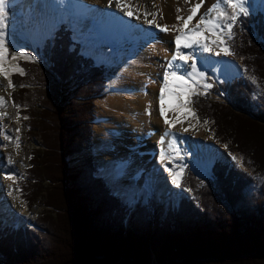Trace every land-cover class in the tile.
Instances as JSON below:
<instances>
[{"label":"trees","instance_id":"16d2710c","mask_svg":"<svg viewBox=\"0 0 264 264\" xmlns=\"http://www.w3.org/2000/svg\"><path fill=\"white\" fill-rule=\"evenodd\" d=\"M54 33L50 48L36 47L38 62L19 59L23 74L10 75L26 140L39 143L27 151L21 196L27 208H45L38 229L0 220V264H264V13L241 14L231 29L227 45L242 74L209 80L207 93L190 98L196 119L243 169L216 159L198 177L186 165L180 185L191 195L169 204L158 223L146 205L125 222L129 205L96 174L92 153L69 166V155L92 152L94 102L108 78L104 63L80 52L70 26ZM220 91L230 104L210 97Z\"/></svg>","mask_w":264,"mask_h":264},{"label":"bare ground","instance_id":"6f19581e","mask_svg":"<svg viewBox=\"0 0 264 264\" xmlns=\"http://www.w3.org/2000/svg\"><path fill=\"white\" fill-rule=\"evenodd\" d=\"M50 1L53 2L56 12L49 5L45 6L44 0H12L10 7L15 4L20 5L21 2L22 16L28 21L37 19L40 22L32 31L36 29L37 32L41 29L43 33H46L54 22L61 23L71 9L81 10L89 17H97L103 13L102 24L96 23L98 25L94 24L91 29L96 37L104 36V41L109 42L112 47L123 46L126 51L130 49L129 52L122 53L120 50L116 53L120 60V65L115 68L117 80L114 86L108 89L109 94L106 98L99 99L97 102V116L93 121L96 152L104 164L102 173L107 182L122 193L125 199L132 202L133 207L150 195L159 197L163 193V196L169 197L180 194L183 188L181 185L178 187L172 183V176L168 171L171 168L175 172H180L174 170L175 159L189 155L188 162L191 163L196 173L202 175L219 155L218 149L207 143L208 138H201L203 127L194 126L196 119L193 114H188L182 109L179 113L180 122H175L177 112L172 110L176 107L175 100H166L165 104V116L171 122V128L165 124L164 117L160 115L159 110L160 88L165 83L164 78L169 63L173 62V57L177 56L175 37L179 33L173 26L183 25V20H177V16L186 19L190 15V8L198 0H189L188 3L185 0H141L135 7L136 11L131 9L135 13L132 17L125 15V11L129 9H118L114 2L109 6V0ZM131 1L133 0H127V3L131 5ZM217 2L220 8L231 9L225 0H203L197 15L188 27H193L200 16L207 13L208 7ZM37 7L40 9L38 17H36ZM44 11H46L45 14L42 13ZM145 12L156 13L154 24L147 23V20H152L153 17L151 15L145 17ZM216 13L217 11H214L209 16L216 17ZM142 25L146 27L145 35L135 36L134 34L139 32L136 29ZM156 25L161 27H156ZM165 25L168 26L167 31L163 30ZM118 37L121 41L113 44L112 39ZM183 49H181L183 52L193 53L195 58H198L200 50ZM104 54L106 55L105 60L116 56L112 51H106ZM199 62L197 61V67L200 71L209 65L215 78L220 76V65L214 63V60L206 57L205 62ZM174 63L181 62L176 60ZM8 66L15 65L9 62ZM188 70H191L190 67ZM3 87L6 85L3 84ZM2 105H7L4 97ZM10 114L11 116H8L12 117L14 112ZM8 118H4L0 113L1 134L8 133L12 138L11 145L3 147L2 143L6 141L0 136L2 146H0V159L5 157V163L0 164V208L15 209V220L18 218L25 220V203L19 198L20 193L15 194L14 192V184L18 183V173L23 171L26 163L23 155H18L16 152L17 148L21 147L17 146L16 138H19V143L22 142L20 131H17L20 128V121L17 120V125L7 129L6 132L4 126L10 123ZM185 128L188 131H184ZM226 154L229 158L232 157V154ZM80 156L75 155V164H78ZM9 157L13 161L12 164L7 163ZM154 172L167 175V181L163 185L160 181H152L150 177ZM141 173L146 174V180H139L138 183L134 179L137 174ZM2 175L14 177V179H8V187L6 181L2 180ZM148 181L150 183L146 185ZM153 202V207L156 208L157 201Z\"/></svg>","mask_w":264,"mask_h":264},{"label":"rangeland","instance_id":"374dc122","mask_svg":"<svg viewBox=\"0 0 264 264\" xmlns=\"http://www.w3.org/2000/svg\"><path fill=\"white\" fill-rule=\"evenodd\" d=\"M44 1H45V3H44L45 6L49 5L50 8L56 12V10L53 8V2L52 1H50V0H44ZM140 1L141 0L131 1V5L134 6L132 9H135V7L137 6V4ZM10 4H12V0H10ZM20 6H21V2H20V5L16 4V5H14V7H11L10 8V17H9L10 30L12 29L13 26H16V28L14 27L15 30H11V33H12V39H13L14 55H17V59L27 58V57L19 56L18 53L25 52V48L28 47L27 45L29 43H31V45L33 44L34 47L41 48L43 41L46 38L51 39L52 34H55L54 32L57 30L56 26L58 25L57 22H54L52 25H50L51 27L48 29V31L46 33H43V31L41 29H39L37 32H36V29L34 31H32V29L35 28L37 25H39L40 22L37 19H33V21H28L27 19H25L21 14ZM245 6L248 7V13H255L257 11L264 13V0H245ZM37 9H38V11H36V13H38V15L36 17L39 16V12H40V9L38 7H37ZM44 9H46V8H44ZM220 10L225 12L227 14V17H230L232 14V9H229L227 7H221ZM134 11H136V9ZM45 12L46 11H44L42 13L45 14ZM243 15H245V14H243ZM216 16H218V12L216 13ZM227 17H219V23L222 26H226L228 23L231 22L230 19H228ZM103 21H104V14L103 13H100L99 15H97V17H89L88 15H84L81 12V10H74V9H71L70 11H68V15L63 20V22H65L64 24L71 27L73 38L76 39L77 41L81 42L82 47H81L80 52L84 53L86 56L94 57V59H96L97 61L102 62L106 65V73H107L108 80L106 83V87L102 93V96H101V98H99L100 100H103V98H106V96L109 94L108 89L113 87L115 84V81L117 80L115 68L120 65V60H119V57H117L118 54H116V53H118V51H120V50L122 51V53L129 52V50H130V49H128L126 51V49H124L123 46H119V47L113 46L112 47L109 42L104 41V39H103V38H105L104 36L96 37L94 31L91 29L94 26V24L98 23L100 25V24H102ZM98 24H96V25H98ZM239 25H241V23H239ZM109 29H110V27L108 25V30ZM144 29H146V27L143 25L141 27H138L136 29V31H139L140 33L138 32V33H135L134 35L137 37H139L140 35H145ZM106 30H107V27H106ZM23 33H26L27 37L25 35H24L23 39H20V37H17V35H22ZM93 35H95V36L93 37ZM206 35H209V34L206 33ZM222 35H223V39H224L223 48L228 49L227 53H225L221 47H217L214 44H210V46H212L214 48L213 52H205V51H203L202 48H200L198 50L196 49V51L200 50L198 52V56H197L198 62L199 61L205 62V58L208 57L210 60H212V61L214 60V63H217L220 65V68H219L220 76L216 77L217 79L215 78V75L212 74V68L209 65H207L203 68V72H205V77L201 80L200 84L198 85V87L196 89V92L201 94V95H204L209 89V88H207L205 90L203 87L204 84H210L208 79H211L215 82H219L223 79H230L231 77L233 78L237 75L242 74L243 66L241 63V58L233 57V55L230 52V48H228V45H227V40L229 39V37H231V32L229 34V31L225 27ZM146 38H148V35H146ZM212 39H214V37H212ZM46 41L48 42V39H46ZM119 41H121V38H119V37L112 39L113 44L117 43ZM32 50H34L33 46H32ZM106 51H112L116 54V56L111 57L110 60H105L106 55L104 54V52H106ZM44 52L45 51H43V53L38 54L39 58L41 56H44ZM216 53H219V55H217ZM17 59H15V60H13V59L9 60L8 59L9 61L7 60L5 63L8 66V63L12 62L16 66V65H18ZM35 61L38 62V57L36 55H35ZM190 63H191V61H189V65H190ZM200 65H201V63H200ZM19 69H21V68L19 67ZM17 72H20V71H17ZM12 73H14V72H10L8 77L4 76L3 74H0V97H4V100L7 102V105H5V106L2 105V103L0 104V113L2 114V116L4 118L9 117L8 120L10 121V123L8 125L4 126V129L6 132H7V129H10L11 127H15V125H17V123H18L17 120L20 121L19 131H20V139L22 142H20L19 145L22 148L21 147L17 148L16 152L18 155H23V159L26 160V163H25V168L23 169V171L21 173H18V183L14 184V192H15V194H16V192L20 193L19 198L21 199V201H23L22 196H21V188H22V184H23L22 178L25 174V169L28 167L27 165H28V161H29V152H27V151L29 148L37 147L39 145V143L34 141V140L27 142L26 136L24 134L25 130H24L23 124H22L24 116L19 115L17 113L19 110V107L12 105L10 102L9 95H10V90L12 87L11 88L9 87V79H10L9 77H10V74H12ZM3 84H5L6 87H3ZM210 97L212 99L214 98L216 100L226 101V97L224 94L211 93ZM98 101L99 100H96L94 102V104H95V117L97 116L96 106H97ZM186 107L192 110L191 100L187 104ZM11 112H14V115L12 117H10ZM192 112H193V110H192ZM8 115H10V116H8ZM194 117H195V114H194ZM195 119H196V117H195ZM195 121L196 122L194 123V126H196V127L202 126L203 127V130H202L203 132H202L201 138L202 139L208 138L209 140L207 143L212 145L213 148H216L219 151V155L214 159V161L216 159H224V160H229V161H236L238 163V165H241V160H240V157L238 155L235 156V153L229 152L224 143L220 144V143H218L217 140H215L212 137V132H211V129L209 128V126H210L209 123H206L204 121L199 122L197 119ZM6 135L10 136L8 133L7 134L3 133V135H2L1 131H0V136H2L4 138V140L6 141V142L2 143L3 147L4 146L9 147L11 145L10 144L11 140L6 139ZM98 139H100V138H98ZM91 143H92V148H91L92 152H90L89 150H86V153L87 154L92 153L91 155L94 156V159L100 165L99 171L96 174L97 175H103L102 168L104 167V164H103L102 160L98 158L99 156L96 152V142L94 140V124L93 123H92ZM0 146H1V142H0ZM226 153L232 154V157L229 158ZM78 155H81L80 156L81 159L79 160L78 164L83 163L84 159L87 156H84L83 153H79ZM69 156L67 158V161H68L69 166L72 167L74 162L71 160L72 159L75 160V158H74L75 156L74 157H69ZM4 158L5 157H2L0 159V164L5 163ZM189 159H190L189 155H184L181 158L175 159L174 162H176V165L174 166V170L180 171L181 169H183L185 167L186 164H188V165H190L191 169L194 171L191 163L188 162ZM214 161L212 162V164L214 163ZM75 163H76V160H75ZM75 163H74V165H76ZM79 166L80 165H77L76 167H79ZM209 169H210V167L207 168V170L200 176H204L207 172H209L208 171ZM104 179H105V177H104ZM144 179L146 180V174L141 173V174H137V176L134 180L139 183V180H144ZM150 179L152 181H154V180H156L157 182L160 181V183L163 185V183L167 181V175H165V174L163 175L160 172L159 173L154 172V174L152 175V177H150ZM2 180L4 182L6 181V186L8 187L9 186L8 178L5 175H2ZM106 182H107V180H106ZM149 183H150V181H148L145 184L147 185ZM145 184H143V185H145ZM111 188H112L113 192L118 194L121 197V199L124 200V202L126 204H129L131 206V208H133V209L138 210V208L141 207L142 205H146L148 208V211L150 212L149 217L154 223H158L160 218L162 217L163 213L166 212L167 202H169V204L176 205L178 200H180L181 197L191 195L189 189L183 188L182 189L183 191L180 194L177 193V194H174V196L170 195L169 197H166V196H163L164 195L163 193L162 194L160 193L161 195L159 197H153V195H150L145 200H141L140 202H138L136 204L135 207H133V203L128 201L127 199H125L123 197L122 193L115 190L112 186H111ZM142 197H143V195L141 196V198ZM153 201H157L156 208L153 207V203H154ZM43 208H45V206L42 203H37L32 208H29L27 211L25 209V220L24 219L20 220L19 218L17 220H15V218H16L15 217V214H16L15 209L10 208V210H9L7 207H6V209L0 208V220L4 223L5 226L12 227L15 229L16 228H25V227L38 229L37 224H36V218H37V216L40 215ZM152 226H153V224H152Z\"/></svg>","mask_w":264,"mask_h":264},{"label":"snow or ice","instance_id":"6c2138e0","mask_svg":"<svg viewBox=\"0 0 264 264\" xmlns=\"http://www.w3.org/2000/svg\"><path fill=\"white\" fill-rule=\"evenodd\" d=\"M115 3L116 8L124 10L125 15L132 17L135 13L131 10L134 6L127 3V0H109V6L112 3ZM186 3L189 0H185ZM227 5L232 9V14L230 17H227V14L220 10L219 2L214 3L211 7L208 8L207 13L200 16L199 20L193 27H188L189 23L193 20V18L197 15L201 5L203 4V0H198L190 8V15L187 18H183L177 16V20H183L182 26H173L174 29L178 31V35L175 37L176 41V52L177 56L173 57V62H170L168 65V71L165 73V83L160 88L159 94V103H160V115L164 117L165 124L169 125L171 128V122L165 116V104L166 100H175L176 107L172 108L173 111L177 112V119L175 122H180L179 113L182 109L186 110L188 114H193L191 109L187 108V104L190 102V98L193 95H196V89L200 84L201 80L205 77V72L200 71L197 67V58H195L193 53H185L181 49L182 48H196L197 50L202 48L205 52H213L214 48L210 46V44H214L217 47H221L222 50L227 53L228 49L223 48L224 39H223V31L226 27L231 32L233 25L236 23L238 17L241 14L248 13V7L245 6V0H225ZM180 11V9H177ZM214 11L218 12V16L210 17L209 14ZM145 17L151 15L153 17L152 20H147V23L154 24L156 13H144ZM10 0H0V74L8 77L11 71H20L23 74V70L19 69V66H7L6 61L9 59V49L13 44L12 33L10 30ZM219 17H227L230 19V23L226 26H222L219 23ZM156 27H161L160 25H156ZM163 30L167 31L168 26H163ZM209 34V35H206ZM214 37V39H212ZM219 55V53H216ZM19 56L27 57L29 59H34V57L28 56L25 52L18 53ZM11 59H17V55H11ZM179 60L181 63L176 64L174 61ZM189 61H191L189 65ZM190 67V71L188 70ZM175 69V70H173ZM9 87H14L11 79H9ZM204 89L212 87L211 84H204ZM0 103H3V97H0ZM19 107V106H16ZM19 131V129H17ZM184 131H188L187 128ZM6 139L11 140L10 136L6 135ZM17 146H19V138H16ZM8 164H12L13 161L9 157L7 159ZM168 171L172 176V183L180 186V176L182 173V169L180 172H175L173 169L169 168ZM8 179H14L12 176H8Z\"/></svg>","mask_w":264,"mask_h":264}]
</instances>
